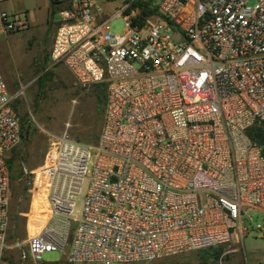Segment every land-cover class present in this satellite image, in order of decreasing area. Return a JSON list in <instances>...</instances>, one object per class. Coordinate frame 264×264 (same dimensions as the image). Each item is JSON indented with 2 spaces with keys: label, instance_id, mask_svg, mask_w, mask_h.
<instances>
[{
  "label": "built area",
  "instance_id": "built-area-1",
  "mask_svg": "<svg viewBox=\"0 0 264 264\" xmlns=\"http://www.w3.org/2000/svg\"><path fill=\"white\" fill-rule=\"evenodd\" d=\"M8 1L0 37L29 24L2 8ZM51 2V66L84 88L106 84V108L96 144L64 132L34 172L49 214L22 259L59 264L43 256L60 252L66 264H148L243 246L248 211L264 214V154L248 133L264 124V0ZM21 92L0 68V264Z\"/></svg>",
  "mask_w": 264,
  "mask_h": 264
},
{
  "label": "rangeland",
  "instance_id": "rangeland-1",
  "mask_svg": "<svg viewBox=\"0 0 264 264\" xmlns=\"http://www.w3.org/2000/svg\"><path fill=\"white\" fill-rule=\"evenodd\" d=\"M2 8L16 15H26L29 20L26 29L0 37V68L10 91H22L15 108L22 124L25 123V137L7 155V163L15 164V173L11 174L10 183L8 249L2 264H33L22 259L23 249L49 214L42 200L45 193H33V174L46 163L56 137L64 132L80 142H98L106 108L101 94H107V85L81 87L65 66H51L49 55L58 28V16L53 17L51 0H12ZM112 27L114 33H121L125 25L123 20L116 19ZM48 73L53 74L52 80L42 89L40 81ZM77 206L81 208V200ZM248 217H253V222L249 219L245 222L249 233L243 246L222 247L227 256L224 264L264 262V232L257 230L259 226L264 227V214L252 209ZM208 250L148 264H202V256ZM43 259L53 263L62 260L59 264H66L60 252L46 253Z\"/></svg>",
  "mask_w": 264,
  "mask_h": 264
},
{
  "label": "trees",
  "instance_id": "trees-1",
  "mask_svg": "<svg viewBox=\"0 0 264 264\" xmlns=\"http://www.w3.org/2000/svg\"><path fill=\"white\" fill-rule=\"evenodd\" d=\"M53 74L48 73L46 74L42 80L40 81V87L43 89L45 88L46 84L52 80ZM105 85V84H100ZM98 88V87H97ZM101 96L104 97L106 102V96L107 94H101ZM25 123L22 124V137H25ZM249 136L252 138V140L258 144L263 151L264 154V124H256L249 130ZM9 169H10V175L15 173V164L14 162H8ZM12 175V177H13ZM223 254V248H212L205 252L202 256V264H219V261Z\"/></svg>",
  "mask_w": 264,
  "mask_h": 264
},
{
  "label": "crops",
  "instance_id": "crops-1",
  "mask_svg": "<svg viewBox=\"0 0 264 264\" xmlns=\"http://www.w3.org/2000/svg\"><path fill=\"white\" fill-rule=\"evenodd\" d=\"M4 75V74H3ZM5 77V76H4Z\"/></svg>",
  "mask_w": 264,
  "mask_h": 264
}]
</instances>
